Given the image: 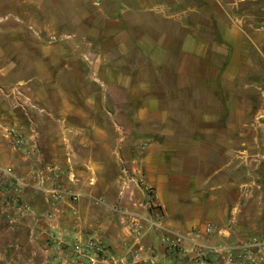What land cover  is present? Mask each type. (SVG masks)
<instances>
[{"label": "crops", "instance_id": "0c3cea01", "mask_svg": "<svg viewBox=\"0 0 264 264\" xmlns=\"http://www.w3.org/2000/svg\"><path fill=\"white\" fill-rule=\"evenodd\" d=\"M242 21L236 18L223 32L225 41H247L254 52L264 49V28L245 31ZM187 32L181 61L171 68L177 80L161 77L170 65L168 56L126 70L110 67L109 74L94 80L72 59L63 62L53 82H43L51 93L42 87L34 91L40 110L18 109L0 92V167L22 179V196L30 206L19 215L8 203L9 190L0 199V245L14 246L6 251L8 261L80 264L74 244L97 237L106 247L99 264H131L140 250L164 264L163 235H191L212 226L199 242L236 248L264 234V103L258 111L262 123L247 121L245 100L250 99L240 93L238 60L226 67V76L192 75L199 68L186 58L197 44L192 29ZM139 43L150 45L155 57L166 51L150 35ZM247 65L256 67L253 60ZM133 72L151 75V81L134 79ZM133 99L141 102L134 107L135 125L124 126L120 112ZM11 128L28 139L25 149L12 145ZM44 169L52 172L38 188L34 174ZM124 171L142 174L151 197L135 184L123 190ZM54 187L72 189L79 200L53 205L48 189ZM4 212L16 216L7 228ZM136 223L146 227L140 240L131 232Z\"/></svg>", "mask_w": 264, "mask_h": 264}, {"label": "rangeland", "instance_id": "374dc122", "mask_svg": "<svg viewBox=\"0 0 264 264\" xmlns=\"http://www.w3.org/2000/svg\"><path fill=\"white\" fill-rule=\"evenodd\" d=\"M185 11H189L186 17ZM236 18L243 20L245 31L264 28V0H0V92L18 109L40 110L34 91L42 87L43 82H53L63 69V62L72 59L78 62L87 77L94 80L109 74L111 68L126 70L168 56L170 65L163 68L161 77L170 75L175 71L171 69L174 63L181 61L184 39L191 28L197 50L187 53L186 61L192 63L193 68H199L197 74L192 75L226 76V67L238 60L243 78L240 93L250 99L245 100V104H250L247 121L262 123L258 111H262L264 103V49L254 52L247 41L240 45L225 41L222 34L233 26ZM144 35L153 36L160 42V49L166 51L158 52V57L153 56L150 45L139 43ZM249 60L255 61L256 67L249 68ZM177 75H170V80H177ZM134 76L137 80L151 81L148 74ZM103 87L105 92L109 91L108 87ZM15 88L21 94L14 92ZM50 88L45 85L42 90L51 93ZM115 92L116 96L120 94V91ZM26 98L36 108H32ZM114 104L119 108L121 103ZM140 104L134 99L127 102L128 108L120 112L124 115L121 116L124 126L135 125L134 107ZM185 119L192 123L195 120ZM224 123L223 116L219 119V128ZM129 138L133 139L132 134ZM154 139L160 138L154 136ZM261 180L257 179L258 182ZM2 217L7 228L16 216L4 212ZM227 246L236 250L235 256L243 254L240 252L243 246ZM13 247L0 245V264L24 263L17 259L7 260L6 251ZM178 263L193 264L187 258L176 259ZM203 264L250 262L236 258L228 261L213 255Z\"/></svg>", "mask_w": 264, "mask_h": 264}, {"label": "built area", "instance_id": "2783aa9c", "mask_svg": "<svg viewBox=\"0 0 264 264\" xmlns=\"http://www.w3.org/2000/svg\"><path fill=\"white\" fill-rule=\"evenodd\" d=\"M16 89V88H15ZM21 94L20 90L16 89L14 92ZM30 102L32 108L36 106L31 102L29 98H26ZM7 136L11 140L12 145L23 150L27 147L28 139L15 128H11L7 131ZM52 170L44 169L36 171L34 174L38 188H43L46 185L48 173ZM125 172V178L123 180V190H130V185L135 184L138 187H144L146 197L150 198L152 190L145 187L146 181L142 174L136 177L135 174ZM129 176V177H128ZM24 186L22 179L17 177L12 169H6L0 167V199L6 197V190H9L13 195L8 198V203L11 208L19 215L26 214L30 206L23 199L21 188ZM50 194L51 203L56 205L57 202L68 198L70 201H78L79 194L70 188L59 190L58 187L48 189ZM164 220V216H160V221ZM152 226H157L153 224ZM145 226L142 223H136L131 228V232L136 240H140L144 234ZM159 228V226H158ZM213 229L212 226H208L204 232H195L191 235H184L180 233L172 235H163L160 238V243L165 247V262L164 264H176V259L187 258L189 262L193 264H203L213 255L222 256L228 261L236 259H244L250 262V264H264V234L261 238H254L249 245L240 248V252L243 254L235 256L236 250L228 247L227 245H219L215 248L209 247L198 241V238L204 235H210ZM59 247V241L57 242ZM74 250L78 256L80 264H99V258L106 251L104 242L100 238H91L85 242L74 244ZM255 250V252H254ZM162 264L161 261L155 255L145 256L143 251H137L133 254L131 264ZM179 264V263H178Z\"/></svg>", "mask_w": 264, "mask_h": 264}]
</instances>
